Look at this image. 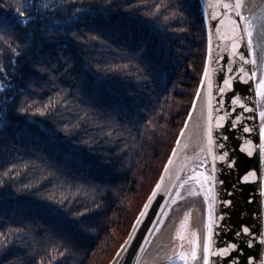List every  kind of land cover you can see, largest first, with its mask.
Wrapping results in <instances>:
<instances>
[{
	"label": "trees",
	"instance_id": "trees-1",
	"mask_svg": "<svg viewBox=\"0 0 264 264\" xmlns=\"http://www.w3.org/2000/svg\"><path fill=\"white\" fill-rule=\"evenodd\" d=\"M184 4L0 0V16L13 25L8 44L0 41V264L111 262L201 83L204 11L189 14ZM68 107L113 118L108 142L70 139L61 119ZM57 168L62 175L42 183Z\"/></svg>",
	"mask_w": 264,
	"mask_h": 264
},
{
	"label": "water",
	"instance_id": "water-1",
	"mask_svg": "<svg viewBox=\"0 0 264 264\" xmlns=\"http://www.w3.org/2000/svg\"><path fill=\"white\" fill-rule=\"evenodd\" d=\"M204 6V17L207 29L208 51L203 71L201 83L197 94L200 99H194L195 111L193 105L189 112L192 120L188 117L180 131L173 150L168 161L171 159L172 164L166 162L163 171L160 175L157 184H161V189L157 191L156 185L152 192H157L155 197H152V192L146 200L141 212H145V216L140 213L135 220L126 240L122 243L118 252L122 248H126L121 252L117 260V253L109 264H152V257L158 254L171 241L172 235L176 228L184 222L192 223L195 233L200 236L201 244L206 241L207 229V201H204L203 194L196 197H187V194L182 191L180 185L189 180L193 175V170L196 172L203 171L218 177L224 181L223 185H216L215 191L218 193L216 199L217 213H224V219L214 224V235L212 238L213 246H224L225 242L232 238L233 233L229 231L241 222L250 223L254 226L264 223V171L258 173L260 179L254 183H246L240 177L242 172L239 168L231 165L229 161L216 159L213 165L212 155L217 156L223 153H228L233 159L247 160L252 166H256L257 157L253 155L248 157L244 149H251L253 145L256 147L264 141L257 140V133H244L243 126L258 127L260 123L259 112L264 106V100L256 94V81L264 78V64L258 63L251 65L244 63L238 56H233L231 46L226 40L221 39V35L230 34L231 27L228 24L221 25L217 23V13L222 12V8L208 6L213 3V0H200ZM246 4L252 8V11L264 15V0H246ZM234 18L239 19L237 13L231 14ZM244 15H248V7L244 9ZM243 24V20H239ZM215 24L216 28L221 29L219 32L213 31L211 25ZM240 51L248 54L251 53L241 42ZM209 55L212 57L211 67H209ZM242 65L244 70L252 76L250 81L253 85L251 90H246L242 81L236 78L242 76L239 66ZM228 68H233L232 72H228ZM215 69L213 72L212 70ZM205 70L209 71L211 88L207 86L204 80ZM232 77L233 88H229L224 92H220L221 87H225L223 80ZM247 79V77H245ZM204 83L203 89L201 84ZM233 92L240 96L245 101L247 107H242L240 104L234 103L235 97ZM251 97V99H249ZM211 112V122L213 124L214 143L211 146L212 154L208 152L207 144V124L208 114ZM243 114L244 119L238 121L237 117ZM223 118V119H221ZM231 121V123H229ZM216 123H220L222 127H215ZM233 124L236 127H233ZM183 133V135H181ZM227 139H224V137ZM244 137L252 140V144L245 142ZM225 145L224 148L218 145ZM175 152V155H173ZM203 164V168L200 165ZM213 166L216 171L212 172ZM264 169V164L261 165ZM167 169V171H165ZM163 178V179H161ZM235 185V187H233ZM196 190H199V185L193 184ZM207 187V186H206ZM181 191L184 199H177L175 204L172 203L176 199V192ZM171 193V194H170ZM228 199H233L235 206L231 207L224 203ZM251 201L250 203L247 201ZM166 214V215H165ZM188 217L185 221V217ZM137 221H140L138 223ZM150 228L151 231H145ZM143 237L148 240L144 244V251L139 252L137 261L134 262L132 257L138 252V245L143 243ZM127 242V246L125 245ZM194 246H196L194 244ZM199 252L200 249L197 248ZM257 249L245 248V253L248 255L257 254ZM168 260L161 264L167 263ZM258 264V261L256 262Z\"/></svg>",
	"mask_w": 264,
	"mask_h": 264
},
{
	"label": "snow or ice",
	"instance_id": "snow-or-ice-1",
	"mask_svg": "<svg viewBox=\"0 0 264 264\" xmlns=\"http://www.w3.org/2000/svg\"><path fill=\"white\" fill-rule=\"evenodd\" d=\"M207 3V0H206ZM212 7L222 8L223 11L217 13V23L221 25L228 24L231 27L230 34L221 35V39L226 40L228 44L231 46V51L233 56H238L240 60L244 63H249L251 65H257L258 63L264 64V15H261L258 12L252 11V8L246 4V0H213L211 5ZM185 9L191 14V12L197 7L200 8L201 12L204 10V6L200 5V0H185L184 4ZM248 7V15H244V9ZM17 12L20 16H27V12H20L17 9ZM237 13L239 19L234 18L231 14ZM239 20H243V24L239 22ZM24 24L29 23L30 21L25 19L21 21ZM207 23V22H206ZM12 21H10L6 16H0V41L5 44H8V39L6 37H10L11 32L10 29L12 27ZM213 31L219 32L221 29L216 28L215 24L211 25ZM80 37H77L79 39ZM89 39L88 36H84V40L87 41ZM93 39H99L98 37H93ZM241 42H244V46L248 49V52L251 53V57H248V54L240 51L239 47ZM11 47V45H8ZM118 51V50H117ZM143 51V49H141ZM19 55V53H17ZM209 67H211L212 57L209 55ZM240 72L243 73L242 76L237 77L238 81L243 82V86L246 90H251L253 85L251 84L252 76L246 72L242 65L239 66ZM233 68H228V72H232ZM213 72L215 69L212 70ZM247 77V79H245ZM42 79V78H41ZM223 80V84L225 87H221L219 89L220 92H224L229 88H233L232 77H228L225 79L221 76ZM204 80L207 82V86L211 88V81L209 71L205 70L204 72ZM256 94L264 100V78H260L256 81ZM204 83L201 84V88L203 89ZM233 96L235 97L234 103L240 104L242 107H247L244 99L242 98V94L237 96L235 92H233ZM197 100L200 99V95L197 94ZM251 99V97H249ZM52 104V101H49ZM63 103H68L67 95L63 98ZM56 109V104H52V110ZM26 107H21L17 109V111L25 112ZM193 111H195V105H193ZM96 115L95 111L91 113L88 110L83 108L73 109L72 107H68L65 109V114L61 117L63 121H66L64 124V131L66 135L70 139H75L77 144H88L90 141L92 144L96 143H107L109 137L112 134V125L114 124L113 118L109 117L107 122L104 120H95L93 117ZM189 121L192 120V116L189 115ZM223 119V118H221ZM243 114L240 117H237V120H243ZM260 123L258 127L252 126H243L244 133H257V140L264 141V106H262V110L259 112ZM231 123V121H229ZM71 125V130L69 131V127ZM215 127L220 128L222 125L220 123H216ZM233 127H236L233 124ZM105 128L108 131H105ZM183 135V133H181ZM207 144H208V152L212 154L211 146L214 143L213 136V124L211 122V112L208 114V124H207ZM83 137V139H81ZM224 139H227L225 136ZM245 142L248 144H252V140L244 137ZM220 148H224L225 145H218ZM247 153L248 157H252L255 155L257 157L256 166L252 167L247 160L233 159L229 156L228 153H223L222 155H212L213 165L216 159L219 160H228L229 163L237 168H239L242 172V179L244 182L254 183L255 181L260 179L258 173L264 171L261 165L264 164V143H260L258 147L253 145L251 149H244ZM175 155V152H173ZM39 159L43 160L47 163V159L44 156L39 157ZM168 164H172V160L168 161ZM55 166V165H53ZM27 167V165H26ZM203 168V164L200 165ZM101 171H105L104 167L99 166ZM167 171V169H165ZM216 169L213 166L212 172H215ZM62 175L59 168H57V172L55 174L50 173L48 176L43 177L42 183H51L52 179L57 176ZM163 179V178H161ZM193 184L199 185V190H196L193 187ZM224 181L220 180L218 177L211 175L210 173H206L203 171L196 172L193 170V175L189 177V180L184 181L180 188L184 193L187 194V197H196L203 194L204 201H207V222L205 227L207 229V237L206 241L201 244L200 236L198 233H195V240H189V245L195 244L196 246L190 247L189 251H183L184 245L181 244V251L179 253H174L172 256L167 258L168 264H177V261H180L181 264H264V223L259 224V226H254L250 223L241 222L234 228H230L229 231L233 233L232 238L225 242L224 246H213L212 238L214 235V224L224 219V213H217L216 210V199L218 197V193L215 191L216 185H223ZM42 186V184H41ZM207 186V187H206ZM235 187V185H233ZM157 191L161 189V184L156 185ZM171 194V193H170ZM152 197L157 195V192H152ZM176 199L172 201L173 204L177 202V199H184V195L181 194V191L176 192ZM247 202H251L250 200ZM55 203L63 205L65 203L64 200L56 201ZM227 205L234 207L235 202L233 199H228L224 201ZM145 208L148 207L146 204ZM53 213H58L59 209H50ZM87 211V210H86ZM78 216H82L83 213H77ZM141 216H145V212L140 213ZM166 215V214H165ZM188 217H185V221H187ZM140 223V221H137ZM183 227V224H182ZM145 231L150 232V228H146ZM178 238L183 241L184 236L181 233H177ZM143 243L139 244L138 252L133 255L132 259L134 262L137 261V257L139 252L144 251V244L148 243L146 237H143ZM127 246V242H125ZM197 248L200 251H197ZM245 248L248 249H257V254L248 255L245 253ZM126 248H122L121 252L125 251ZM2 251V250H0ZM121 252H118L117 260L119 259Z\"/></svg>",
	"mask_w": 264,
	"mask_h": 264
},
{
	"label": "bare ground",
	"instance_id": "bare-ground-1",
	"mask_svg": "<svg viewBox=\"0 0 264 264\" xmlns=\"http://www.w3.org/2000/svg\"><path fill=\"white\" fill-rule=\"evenodd\" d=\"M177 233H181L184 236V240L181 241ZM195 229L192 223L184 222L183 227L179 226L173 232V239L172 241L161 251L158 252L155 256L152 257L151 263L152 264H161L162 262L166 261L169 256H172L174 253H179L181 251L180 245L183 244L184 248L183 251H189L190 247L194 246L189 245V240H195Z\"/></svg>",
	"mask_w": 264,
	"mask_h": 264
},
{
	"label": "rangeland",
	"instance_id": "rangeland-1",
	"mask_svg": "<svg viewBox=\"0 0 264 264\" xmlns=\"http://www.w3.org/2000/svg\"><path fill=\"white\" fill-rule=\"evenodd\" d=\"M178 263L177 264H181V262L180 261H177ZM168 263V262H167Z\"/></svg>",
	"mask_w": 264,
	"mask_h": 264
}]
</instances>
